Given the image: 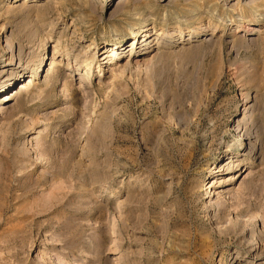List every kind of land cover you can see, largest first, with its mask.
Masks as SVG:
<instances>
[{
  "label": "rangeland",
  "instance_id": "obj_1",
  "mask_svg": "<svg viewBox=\"0 0 264 264\" xmlns=\"http://www.w3.org/2000/svg\"><path fill=\"white\" fill-rule=\"evenodd\" d=\"M0 111V264H264V0H0Z\"/></svg>",
  "mask_w": 264,
  "mask_h": 264
},
{
  "label": "bare ground",
  "instance_id": "obj_2",
  "mask_svg": "<svg viewBox=\"0 0 264 264\" xmlns=\"http://www.w3.org/2000/svg\"><path fill=\"white\" fill-rule=\"evenodd\" d=\"M240 26H241V28L240 29H238V30H236L235 32H236V34H237V32H239V31H245V30H248V29H250L249 27H245V25H243V24H240ZM163 33L161 32L160 33V35H162ZM138 35H140V37L141 36H143V37H141V40L139 39V37H138V39H137V37L136 36H138ZM149 36H151V32H149V30L148 29H142L141 31H139V32H134V39H133V42H132V44L130 45L131 46V48H141V46H143L144 45V48H143V50H145L143 53H140L139 51H137V52H139V54L137 55V56H140V55H143V54H145L147 51H146V49L148 48V43H147V38L149 37ZM120 39V38H119ZM118 39V40H119ZM114 41V43L113 44H115V45H118V47L120 46H122V45H119L118 43H119V41ZM146 41V43H143V42H145ZM96 48V46L94 45L93 46V44H90L89 45V49H95ZM141 51V50H140ZM108 52V53H107ZM110 52V53H109ZM93 53V52H92ZM96 53V52H95ZM93 54V55H87V56H85V58L84 59H79V61H77L76 62V64L78 65V67H76L75 69L77 70H79V67L81 66V65H83V68L85 69V71H84V73L83 74H86V76L88 77V76H90L91 75V72H92V68H93V65L96 63V62H98V61H94L95 59H96V54ZM120 54L122 53V50L119 52ZM119 53L117 54L113 49H104L103 50V52L101 53V54H103V57L101 58V60H103V59H105V58H110V56H119ZM121 56V55H120ZM76 58V57H75ZM133 58H137V57H135V55H133V50L131 51V53H130V56H129V59H128V61L129 62H131V59L133 60ZM41 55L38 57V59H36V63L38 64V62H40L41 61ZM108 61V60H107ZM106 61V62H107ZM34 62V61H33ZM136 62L138 63L139 61H138V59H136ZM68 68L70 69V65H69V62H68ZM98 67H100V64H98ZM74 69V68H73ZM72 69V70H73ZM18 71V70H17ZM37 71V69H35V72ZM111 73L113 74V70L111 71ZM16 74V73H15ZM111 74V75H112ZM17 76V75H16ZM112 78H114V76L112 75ZM29 82H32L30 79H29ZM27 84H28V81H27ZM23 86H24V84H23ZM25 87V86H24ZM23 87V88H24ZM26 88V87H25ZM24 88V89H25ZM28 88V87H27ZM20 89V88H19ZM18 89V90H19ZM23 89V90H24ZM3 97H5V96H3ZM8 98H10V97H6L4 100H7ZM5 107V106H4ZM8 107V106H7ZM10 107V106H9ZM9 107H8V109H9ZM2 108H3V106H2ZM1 108V109H2ZM6 109V108H5ZM8 109H6V110H8ZM1 112V111H0ZM3 114V113H2ZM5 114V113H4ZM227 164V163H226ZM212 184H213V182H212ZM211 184V185H212Z\"/></svg>",
  "mask_w": 264,
  "mask_h": 264
}]
</instances>
